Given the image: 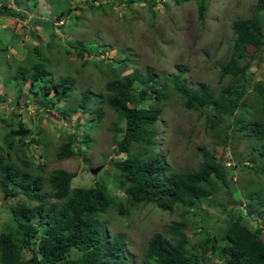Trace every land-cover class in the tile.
<instances>
[{
	"label": "trees",
	"instance_id": "obj_1",
	"mask_svg": "<svg viewBox=\"0 0 264 264\" xmlns=\"http://www.w3.org/2000/svg\"><path fill=\"white\" fill-rule=\"evenodd\" d=\"M18 1L20 6L37 2ZM195 1L198 17L202 19L209 0ZM154 4L153 0H146L153 14ZM18 9L8 6L4 0L0 4V15L22 14ZM263 14L264 0H255L252 14L231 21L233 42L228 58L219 63L217 81L224 83L217 92L205 82L189 86L182 79V70L163 80L162 74L152 67L145 66L140 71L136 63H132L131 72L123 74L129 67L124 58L111 62L112 77L104 83V91L95 95L91 105H87L88 94L81 96L78 106L94 113L90 122H101L105 108L117 116L108 128L118 135L116 151L125 155L113 163L123 199L117 200L105 186L97 183L72 187L75 172L53 169L47 173L46 165L28 152L31 144L39 143L42 145L40 155L46 152L47 142L40 128L35 137L21 121L11 127L3 137L6 153L0 151V190L8 197H23L9 204L15 225L0 232V264H134L126 255L125 239L111 236L98 215L110 207L117 209L120 215H128L134 208L148 204L169 213L178 211L190 218L171 221L162 232L153 233L143 248L141 264H264L263 186L258 185L246 194L245 208L229 207L228 217L219 228L215 226L216 232L202 230L200 217L206 216L202 203H210V196L219 189L234 197L236 192L229 182L236 166L227 168L213 151L201 150L196 169H175L156 150L154 127L168 95H176L185 109L203 113L212 137L222 145H229L239 136L253 138L255 143L248 148V160L242 162L245 164L242 167L254 173L263 170L251 157L254 153L258 159L264 157V83L251 82L249 74L251 60L264 44ZM60 17L57 15L56 20ZM32 23L49 28L46 20L37 17L29 24ZM51 26L55 27L53 22ZM30 29L27 30L29 34L39 39ZM52 32L50 35H55ZM51 42H47L48 51L53 48ZM30 50L40 55L39 47ZM84 51L80 48L77 55L83 57ZM85 53V56L90 54L89 50ZM92 60L86 59L84 63ZM33 69L32 84L39 79L40 73L46 72L47 65L39 62ZM27 76L21 67L14 74L24 81ZM63 82L68 83L70 79L66 77ZM249 93L252 97L246 102ZM90 141L91 137L83 133L81 142L89 146ZM80 148L75 134L70 133L57 147L55 158L74 157L80 154ZM11 156L19 163L9 160ZM236 197L235 201H241V195ZM253 215L261 220L253 219ZM246 218H251L254 224L244 222ZM196 234L199 237H195ZM34 241L36 246H33ZM72 250L79 253L72 255Z\"/></svg>",
	"mask_w": 264,
	"mask_h": 264
},
{
	"label": "rangeland",
	"instance_id": "obj_2",
	"mask_svg": "<svg viewBox=\"0 0 264 264\" xmlns=\"http://www.w3.org/2000/svg\"><path fill=\"white\" fill-rule=\"evenodd\" d=\"M153 1L154 14L147 7L146 0H37L22 6L18 0H5L8 6L19 8L18 12L22 14L8 20L7 27L15 34L4 28L5 21L0 18V151L6 153L3 137L19 121L35 137L40 128L41 136L47 142L46 152L40 155V143L31 144L28 152L46 165L47 173L53 169L75 172L72 187L97 183L105 186L117 200L123 199L113 163L125 155L116 151L118 135L108 128L117 116L105 108L101 122H90L94 113L78 106L81 96L88 94L87 105H91L95 95L104 91V83L112 77L111 62L124 58L129 67L123 74L131 72L132 63H136L140 71L145 66L152 67L162 74L163 80L182 70V79L189 86L196 87L198 82H205L217 92L224 83L217 81L219 63L228 58L233 42L230 23L235 18L249 16L255 8V0H209L203 18L199 19L195 0ZM57 15L61 16V21L52 27ZM36 17L46 20L49 28L29 24ZM62 21L63 25L58 28ZM28 28L39 39L33 38ZM52 31L55 35H50ZM262 32L264 35V14ZM48 40L52 41L50 46L53 47L49 51L46 47ZM6 45H11L13 50L5 49ZM35 46L39 47L40 55L30 50ZM80 48L85 49L83 57L77 55ZM28 50L31 52L22 60ZM87 50L90 54L85 56ZM90 58L93 60L84 63ZM39 62L46 64L47 70L40 73L39 79L32 84L33 65ZM19 67L28 75L26 81L14 77ZM249 74L251 82L260 80L264 83V44L255 52ZM66 77L70 82H63ZM45 86H48L47 90ZM251 97L249 93L246 102ZM207 125L203 113L185 109L180 99L170 94L154 125L155 148L175 169H196L201 150L213 151L227 168L236 166L229 182L236 192L234 197L219 189L210 196V203H202L206 216L204 219L200 217L201 229L216 232L215 226L219 228L228 217L229 207L245 208L246 194L258 185L264 188V157L258 159L254 153L251 157L253 163L261 165L263 170L259 173L249 171L242 167L245 165L242 162L248 160V148L255 143L254 139L239 136L224 146L212 137ZM70 133L75 134L81 147L80 154L57 160V147ZM83 133L91 137L89 146L81 142ZM9 160L19 163L14 156ZM96 167L99 169L93 173L91 169ZM236 194L241 195V201H235ZM22 197H8L0 190V232L14 227L9 204ZM112 209L100 213L98 219L111 236L119 235L125 239L126 255L134 264H141L143 248L153 233L162 232L171 221L190 218L178 211L158 210L151 204L134 208L128 215H120L117 209ZM252 217L258 222L261 220L255 215ZM244 222L254 224L251 218L244 219ZM192 227L190 224L189 228ZM36 241L33 246L37 245ZM71 253L77 255L79 252L72 250ZM24 254L29 255L26 251Z\"/></svg>",
	"mask_w": 264,
	"mask_h": 264
},
{
	"label": "crops",
	"instance_id": "obj_3",
	"mask_svg": "<svg viewBox=\"0 0 264 264\" xmlns=\"http://www.w3.org/2000/svg\"><path fill=\"white\" fill-rule=\"evenodd\" d=\"M0 18L4 19V21H5V23H4V24H5L4 28H5L7 31H10V32H12V33H16L13 29L7 27L8 20L10 19V17H8V16H7V17H6V16L4 17V16L0 15ZM23 32H24V30H22V33H23ZM17 34H19V33H17ZM10 46H11V45H10ZM10 46L8 45L9 49L11 48V49L13 50L12 46H11V47H10ZM8 47H7V48H8ZM12 54H13V55H16V53H13V52H12ZM18 55H20V54H18ZM22 58H23V57H22ZM22 58H21V59H22Z\"/></svg>",
	"mask_w": 264,
	"mask_h": 264
},
{
	"label": "water",
	"instance_id": "obj_4",
	"mask_svg": "<svg viewBox=\"0 0 264 264\" xmlns=\"http://www.w3.org/2000/svg\"><path fill=\"white\" fill-rule=\"evenodd\" d=\"M98 169H99V167H96V168L91 169V171H92L93 173H95V172L98 171Z\"/></svg>",
	"mask_w": 264,
	"mask_h": 264
},
{
	"label": "clouds",
	"instance_id": "obj_5",
	"mask_svg": "<svg viewBox=\"0 0 264 264\" xmlns=\"http://www.w3.org/2000/svg\"><path fill=\"white\" fill-rule=\"evenodd\" d=\"M58 20H60V19L55 20L56 22L54 21L55 24H54V22H53V24L56 25ZM60 21H61V20H60ZM63 23H64V22L62 21L61 24H63ZM92 169H93V168H92Z\"/></svg>",
	"mask_w": 264,
	"mask_h": 264
}]
</instances>
